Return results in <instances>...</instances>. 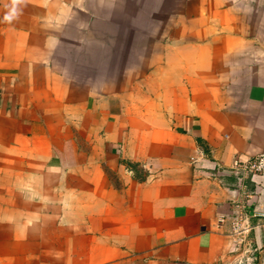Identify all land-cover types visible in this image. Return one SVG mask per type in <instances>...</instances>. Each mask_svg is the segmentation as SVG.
Instances as JSON below:
<instances>
[{
  "label": "crops",
  "instance_id": "1",
  "mask_svg": "<svg viewBox=\"0 0 264 264\" xmlns=\"http://www.w3.org/2000/svg\"><path fill=\"white\" fill-rule=\"evenodd\" d=\"M12 7L0 0V264H241L242 215L248 264H264V178L232 172L264 151V46L242 42L241 14L25 0L9 23Z\"/></svg>",
  "mask_w": 264,
  "mask_h": 264
},
{
  "label": "built area",
  "instance_id": "2",
  "mask_svg": "<svg viewBox=\"0 0 264 264\" xmlns=\"http://www.w3.org/2000/svg\"><path fill=\"white\" fill-rule=\"evenodd\" d=\"M232 172L237 175L242 185L249 177L254 179L255 177L264 178V151L258 155L243 160L240 157L237 158L233 164ZM254 230L251 225L249 217L246 215L236 217L233 223L234 236L237 238L236 251L242 255V262L256 261L255 253L256 249L254 245L249 242L250 236Z\"/></svg>",
  "mask_w": 264,
  "mask_h": 264
},
{
  "label": "rangeland",
  "instance_id": "3",
  "mask_svg": "<svg viewBox=\"0 0 264 264\" xmlns=\"http://www.w3.org/2000/svg\"><path fill=\"white\" fill-rule=\"evenodd\" d=\"M222 5L232 7L241 14L238 22L241 25L242 42L253 41L264 46V0H220V11H222ZM142 10L152 11L153 5L146 3L142 6ZM222 22L230 21L224 18ZM152 43V41L147 42L149 45ZM152 55V51L146 50V59H151Z\"/></svg>",
  "mask_w": 264,
  "mask_h": 264
},
{
  "label": "clouds",
  "instance_id": "4",
  "mask_svg": "<svg viewBox=\"0 0 264 264\" xmlns=\"http://www.w3.org/2000/svg\"><path fill=\"white\" fill-rule=\"evenodd\" d=\"M25 0H12V10L5 15V21L11 23L14 18L19 14L20 9L18 8L19 5L23 4Z\"/></svg>",
  "mask_w": 264,
  "mask_h": 264
}]
</instances>
